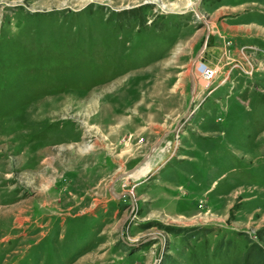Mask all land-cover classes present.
<instances>
[{
    "label": "rangeland",
    "instance_id": "rangeland-1",
    "mask_svg": "<svg viewBox=\"0 0 264 264\" xmlns=\"http://www.w3.org/2000/svg\"><path fill=\"white\" fill-rule=\"evenodd\" d=\"M0 264H264V0H0Z\"/></svg>",
    "mask_w": 264,
    "mask_h": 264
},
{
    "label": "water",
    "instance_id": "water-1",
    "mask_svg": "<svg viewBox=\"0 0 264 264\" xmlns=\"http://www.w3.org/2000/svg\"><path fill=\"white\" fill-rule=\"evenodd\" d=\"M197 14H198L199 17H200L201 22H203V23L206 25V27H207V33H208V31H209V27H208L209 25H208V23H207L206 21L203 20V18L201 17V15H200L199 12H198ZM207 33H206V35H207ZM205 41H206V39L204 40V42H205ZM200 52H201V49H199V50L197 51L196 55H195L194 58H193V62H194V60L198 57V55H199ZM193 62H192V63H193ZM190 73H191V80H192V95H193V93L195 92L196 79H195V76H194L193 72L191 71ZM193 84H194V85H193ZM160 140H161V139H159L157 142H155V143L153 144V146H152L151 149L148 151L147 155L143 158L142 161H144V160L148 157V155H149V154L151 153V151L153 150L154 146L157 145V144L160 142ZM124 174H125V173H124Z\"/></svg>",
    "mask_w": 264,
    "mask_h": 264
},
{
    "label": "built area",
    "instance_id": "built-area-1",
    "mask_svg": "<svg viewBox=\"0 0 264 264\" xmlns=\"http://www.w3.org/2000/svg\"><path fill=\"white\" fill-rule=\"evenodd\" d=\"M204 72H206L207 75H211L212 74V69L210 67H207Z\"/></svg>",
    "mask_w": 264,
    "mask_h": 264
},
{
    "label": "bare ground",
    "instance_id": "bare-ground-1",
    "mask_svg": "<svg viewBox=\"0 0 264 264\" xmlns=\"http://www.w3.org/2000/svg\"><path fill=\"white\" fill-rule=\"evenodd\" d=\"M155 147V146H154Z\"/></svg>",
    "mask_w": 264,
    "mask_h": 264
}]
</instances>
